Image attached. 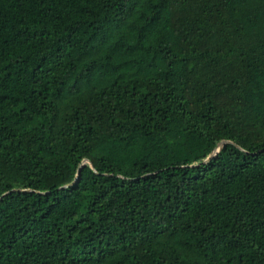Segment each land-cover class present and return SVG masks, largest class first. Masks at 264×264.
I'll list each match as a JSON object with an SVG mask.
<instances>
[{"label": "trees", "instance_id": "1", "mask_svg": "<svg viewBox=\"0 0 264 264\" xmlns=\"http://www.w3.org/2000/svg\"><path fill=\"white\" fill-rule=\"evenodd\" d=\"M0 264H264V0H0Z\"/></svg>", "mask_w": 264, "mask_h": 264}, {"label": "water", "instance_id": "2", "mask_svg": "<svg viewBox=\"0 0 264 264\" xmlns=\"http://www.w3.org/2000/svg\"><path fill=\"white\" fill-rule=\"evenodd\" d=\"M227 142H228L227 140H222V141H220V142L217 144V146L211 151V153L206 157V159H204V161H203L202 163L207 162V161L210 160L214 155H216V154L220 151L221 147H222L224 144H226ZM84 161H87V160H84ZM84 161H82V163H80V165H79V167H78V169H77V172H76L75 178H74V180L71 182V184H75V183L79 180V178H80L81 167H82ZM89 164H90V162H89ZM90 165H91V164H90ZM91 166H92V165H91ZM66 186H68V185H66Z\"/></svg>", "mask_w": 264, "mask_h": 264}]
</instances>
